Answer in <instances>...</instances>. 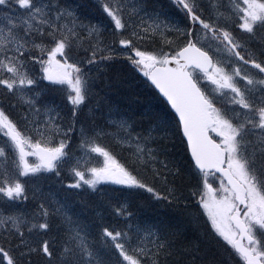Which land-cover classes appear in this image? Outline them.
Returning a JSON list of instances; mask_svg holds the SVG:
<instances>
[{"label":"snow or ice","instance_id":"6c2138e0","mask_svg":"<svg viewBox=\"0 0 264 264\" xmlns=\"http://www.w3.org/2000/svg\"><path fill=\"white\" fill-rule=\"evenodd\" d=\"M173 2L185 14L183 28L150 11L145 0H96L108 24L81 19L61 0H0V96L10 107L13 100L27 106L23 128L0 107L6 138L0 201L26 202L21 177L63 180L67 166L69 190L96 192L105 184L143 190L181 217L203 219V231L188 239L179 221L133 225V213L121 204L115 214L129 223L101 227L105 258L63 206L41 202L32 216L0 214V264H33L34 255L44 264H228L208 247L213 240L223 242L235 264H264V0H230L226 14L217 11L215 18L205 17L197 0ZM73 49H83L85 58L75 60ZM121 56L159 94L164 110L139 120L111 119L114 131L81 125V154L73 156L69 149L91 87L81 65ZM29 64L39 65L40 79L49 82L41 91H65L67 118L40 105V92L25 95L38 84ZM104 138L127 154L124 162L100 143ZM54 216L67 226L58 251L54 236L43 238Z\"/></svg>","mask_w":264,"mask_h":264},{"label":"trees","instance_id":"16d2710c","mask_svg":"<svg viewBox=\"0 0 264 264\" xmlns=\"http://www.w3.org/2000/svg\"><path fill=\"white\" fill-rule=\"evenodd\" d=\"M210 1H213V3H210ZM215 1L197 0L199 6L203 9L205 17L212 15L215 18L217 11L226 14L230 0H217V5L214 4ZM61 3L73 7L81 19H91L93 23H96L97 20L103 18L102 13L95 7L96 0H61ZM145 3L150 11L160 14L162 19L167 18L173 23L179 24L181 28L187 23L184 15L172 17L169 10H173V7L171 6L170 8L166 0H145ZM103 20L105 24L109 23L106 18H103ZM243 39H247V37L244 36ZM258 39L259 37L252 42L253 45H257ZM160 40V36H157V44H159ZM139 46L144 47L145 45L140 44ZM116 47L119 48L120 46L117 44ZM165 50H168L167 47H165ZM85 56L83 49H80L78 54L77 50L73 49L75 60L84 59ZM29 68L31 74L37 79L38 84L33 86L32 91L25 95L31 96L36 92H40L41 95L38 98L40 105L55 106L56 111L67 118L70 105L67 104L65 99V91L59 86L55 89L41 91L49 82L40 79L42 74L39 65H36L33 69L31 64H29ZM81 68L89 76L91 87L88 98L80 110L76 133L73 135L72 146L69 149L70 154L73 156L81 154L78 148L81 125L87 128L95 126L102 127L106 131H114L108 125V121L111 119L131 116L133 119L139 120L145 112L164 110L162 100L146 84V79L139 72L131 69V65L124 60L123 56L114 61L98 65H88L85 62L81 65ZM12 103H15L16 107H10L9 101L0 96V107L5 109L6 114L14 121H23L22 117L27 111V106L22 101L16 102L13 100ZM100 143L113 147L118 159L122 162L125 161L127 154L121 153L111 138L101 139ZM177 148L183 151V146L177 144ZM0 159V164H3V158ZM8 165H11L10 162H8ZM62 173L64 174L63 180L48 174L36 177L37 183H32V188L27 190L28 200L26 202L8 203L0 201V214L8 215L22 211L32 216L37 213L38 205L41 202L50 208L63 206L64 213L71 217L76 224L83 227V234L87 242L105 258H107L106 249L100 238L101 227L107 225L126 228L129 223V221L115 214V207L121 204L126 205L128 210L133 213L130 221L133 225H156L161 221L175 225L179 221V227L183 229V234L188 239H194L204 229L203 219L193 221L191 217H181L176 210L165 208L152 201L143 190L122 191V186L113 184L97 186L98 190L96 192L87 189L86 186L81 189L69 190L65 187L69 179L67 166L62 167ZM22 180L25 179L22 178ZM28 180L33 182L34 179ZM51 222L52 231L43 238L50 239L54 236L55 240L53 243L58 251L67 226L60 216H54ZM0 243H4L2 237H0ZM5 247H8V245L5 244ZM208 247L217 254L218 259L228 260V264H235V261L230 260L228 254L224 252L222 241L219 244L214 240L210 241ZM31 259L33 264H44L41 257L34 255Z\"/></svg>","mask_w":264,"mask_h":264},{"label":"rangeland","instance_id":"374dc122","mask_svg":"<svg viewBox=\"0 0 264 264\" xmlns=\"http://www.w3.org/2000/svg\"><path fill=\"white\" fill-rule=\"evenodd\" d=\"M215 47V45L213 44V48ZM209 89H211V86L209 85ZM4 139H6L5 137H4ZM13 155V154H12ZM33 158H31V157H29V160H32ZM1 160V159H0ZM10 163H11V161H10ZM32 179H34L33 180V182H29V180H28V178L26 179V180H22V182L23 183H25L26 184V186H27V190H29L30 188H32V183L33 184H36L37 183V178L35 177V178H32Z\"/></svg>","mask_w":264,"mask_h":264},{"label":"water","instance_id":"95a60500","mask_svg":"<svg viewBox=\"0 0 264 264\" xmlns=\"http://www.w3.org/2000/svg\"><path fill=\"white\" fill-rule=\"evenodd\" d=\"M154 89V88H153ZM158 94V93H157ZM159 95V94H158ZM162 99V98H161Z\"/></svg>","mask_w":264,"mask_h":264},{"label":"flooded vegetation","instance_id":"af4514ba","mask_svg":"<svg viewBox=\"0 0 264 264\" xmlns=\"http://www.w3.org/2000/svg\"><path fill=\"white\" fill-rule=\"evenodd\" d=\"M242 39V38H241ZM254 71V70H253Z\"/></svg>","mask_w":264,"mask_h":264}]
</instances>
